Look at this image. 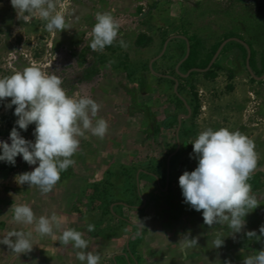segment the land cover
<instances>
[{
    "label": "rangeland",
    "instance_id": "1",
    "mask_svg": "<svg viewBox=\"0 0 264 264\" xmlns=\"http://www.w3.org/2000/svg\"><path fill=\"white\" fill-rule=\"evenodd\" d=\"M53 3L65 16L68 27L50 33L46 21L38 15L18 17L11 0H0V78L36 64L46 73L59 76L67 95L89 96L100 104L95 119L104 118L109 128L103 139L85 131L72 157L75 164L46 194L36 186L16 182L17 175L38 165L27 164L22 156H17L15 166L0 161V239L14 230L33 232L29 253L17 255L0 243V264H82L76 258L81 250L74 249L71 242L62 245L59 241L67 228L83 233L88 248L82 251L98 252L99 264H225L226 260L243 264L245 256L264 249V237L258 240L246 236L252 230L260 236L259 228L264 225V77L252 80L237 50L219 52L214 61L219 69L213 79L204 72L180 81L170 76L177 81L175 91V82L172 85L164 77L173 70L179 77L186 74L176 70L175 61L182 40L189 44L185 40L188 36L198 37L207 50L232 32L247 40L244 29L264 23L261 15L252 12L249 0ZM98 12H111L121 25L110 52H96L89 47ZM139 34H145L151 42L137 47ZM171 36L176 37L161 55L162 40ZM120 39L126 48L120 46ZM230 39L226 38V44ZM253 49L258 62L261 51ZM102 55L106 63L98 64ZM93 64L97 74L83 81V72ZM140 76L146 79L144 91L138 87ZM174 93L185 107L177 108ZM192 93L197 94L199 110L194 116L190 112L184 117ZM10 99L0 101V140L9 144L10 130L18 119L15 106L5 107ZM172 116L180 117L179 128L176 124L164 129L163 123ZM209 127L239 130L256 145L259 159L248 183L260 204L245 217L246 225L240 233L232 231L227 222L206 225L202 211L184 203L179 186L180 175L198 164L194 156L190 158L191 143ZM34 129L35 124H31L21 135L34 142ZM96 187L100 197L105 196L109 202L107 211L102 210L99 200H90ZM19 204H29L37 219L55 212L64 222L59 228L53 225V235L41 237L35 232V221L32 225L14 221L11 208ZM119 219L126 222L120 223ZM89 224L95 226L94 231L87 230ZM216 233L222 234L223 245L219 248L214 245ZM185 236L197 239V245L182 252L180 241ZM10 239L15 242L17 238Z\"/></svg>",
    "mask_w": 264,
    "mask_h": 264
},
{
    "label": "clouds",
    "instance_id": "2",
    "mask_svg": "<svg viewBox=\"0 0 264 264\" xmlns=\"http://www.w3.org/2000/svg\"><path fill=\"white\" fill-rule=\"evenodd\" d=\"M11 6L18 17L28 19L38 15L46 21L45 28L50 33L68 27L65 16L56 11L53 0H11ZM95 19L89 47L103 52L117 41L121 25L111 12H98ZM119 44L122 48L127 47L123 39ZM62 84L59 76L46 73L36 64L0 78V101L11 98L5 107L15 106L14 115L18 118L9 134L11 143L0 140V161L15 166L17 156H22L27 164L38 165L32 171L17 175L16 182L36 186L45 194L60 181L61 173L75 164L72 157L79 149V138L85 136V131L90 130L92 135L103 139L109 128L104 118L95 119L100 104L89 96L67 95ZM31 124H35L34 142L25 139L19 131H27ZM191 144L193 153L190 158L194 156L198 164L194 170H185L179 177L184 203L197 212L202 211L206 225L227 222L232 231L240 233L246 225L245 217L260 204L248 183L259 159L255 142L239 130H213L209 127L201 131ZM11 210L17 223L32 225L35 221V232L41 237L53 235V225L59 228L64 222L63 217L55 212L50 217L37 219L29 204L13 205ZM87 230L94 231L95 226L89 224ZM259 232L261 235L257 236L255 230L248 231L246 236L258 240L264 237V225L260 226ZM13 236L17 238L15 242L10 239ZM221 236V233L215 234L217 248L223 245ZM59 241L62 245L71 242L74 249L81 250L77 251L76 258L82 264L84 261L99 264L101 256L98 252L82 251L88 248L82 232L67 228L59 236ZM0 243L17 255L29 253L33 248V232L10 231ZM196 245L197 239L189 240L185 236L180 241V250L183 252ZM225 264H231V261L226 260ZM243 264H264V249L245 256Z\"/></svg>",
    "mask_w": 264,
    "mask_h": 264
},
{
    "label": "trees",
    "instance_id": "3",
    "mask_svg": "<svg viewBox=\"0 0 264 264\" xmlns=\"http://www.w3.org/2000/svg\"><path fill=\"white\" fill-rule=\"evenodd\" d=\"M250 3V8L252 10V12L255 15H261L264 18V0H249ZM244 34L247 38V40L245 41V43L248 45L249 49H250V58H249V66L251 69V79L254 80V78L252 77V75H255L256 77H259L263 74L264 72V56H263V51H264V23H258L256 25H250L248 27H246L244 29ZM185 36V35H184ZM229 37H235V38H239L240 40H243L242 37H239L237 35H235V32H232V34ZM229 37H224L220 42L215 43L210 50H207L204 46V44L198 39V37L196 36H188L187 37V41L189 42V54L187 56L186 59H184V61L181 62V64L179 65L178 68V72H182V73H187L190 70L193 69H206L209 62L211 61V59L213 58L215 52L217 51L219 45L226 40V38ZM151 42V39L146 36L145 34H139L136 38L135 44L137 47H145L146 45H148ZM165 42V40H162V45ZM183 46L180 47L179 49V58L175 61V64L179 63L181 60H183L185 53H186V44L185 41H183ZM253 47H257L260 49V54H259V61L255 62V50L253 49ZM112 50L111 46H107L104 51L105 52H110ZM229 50H237L239 52V54L242 57V60L244 62L245 65V60H246V49L244 48L243 45L236 43V42H229L228 44H226L223 48H222V52H226ZM98 60V64H105L106 63V59L105 56L102 55L100 56V58L97 59ZM218 64L216 62H213V64L210 66V68L204 72V75L208 78H215L216 77V70H218ZM98 72V68L96 66V64L91 65L89 68H87L83 74H82V80L83 81H89L93 76H95ZM194 74H199L198 71H191L188 74V78H190L191 76H193ZM168 76H174L178 81L183 80L182 77H179L178 74L176 75V71L173 70L171 71V74L169 73ZM168 80L172 85H174V81L170 80V79H166ZM138 87L141 91H144L146 89V79L144 76H140L139 78V83H138ZM228 90H231L232 87L228 86L227 87ZM178 90L179 87H178ZM174 98L176 99L177 102V108L179 107H185L184 103L182 102V100L180 98L177 97V94L174 93ZM187 107L189 108L191 114L194 116L197 114L198 110H199V102H198V97L196 93H192L189 101L187 102ZM187 111V109H185V112ZM151 117V116H150ZM168 123H163V127L164 129H171L173 128L176 124H177V116H172L167 118ZM19 130V129H18ZM11 131V130H10ZM20 132H23V130H19ZM66 177V173L62 172L61 173V179ZM95 192L93 193V195H91L90 200L94 201V200H99L100 205L102 207V210L107 211V208L109 206V202L107 201L106 197L103 196V198L100 197V193L98 188H94L93 189ZM104 195V194H103ZM120 223H124L126 221L119 219ZM100 233H98L97 235H99ZM104 238H108V235H102Z\"/></svg>",
    "mask_w": 264,
    "mask_h": 264
},
{
    "label": "water",
    "instance_id": "4",
    "mask_svg": "<svg viewBox=\"0 0 264 264\" xmlns=\"http://www.w3.org/2000/svg\"><path fill=\"white\" fill-rule=\"evenodd\" d=\"M173 37H176V36H173ZM173 37H170L167 41L164 42V45H163V48H162L161 55H162V53L164 52L167 43H168ZM182 38L185 39L184 37H182ZM185 40H186V42H187V39H185ZM228 41H229V40H224V41L222 42V44L218 47L217 51L215 52L213 58L211 59V61H210V63L208 64V66H207L206 69H203V70H201V69H193V70L188 71L185 75H180V76H181V77H186V76H188V74H189L191 71H198V72H205V71H207V70L210 68V66L213 64V62L215 61V59H216V57L218 56L219 52L222 50V48L224 47V45H225ZM230 41H236V42H238L239 44L243 45L244 48L246 49V53H247V55H246V60H245V66H246V69L248 70V72L251 74V69H250V66H249V58H250V54H251V52H250V49H249L248 45H247L246 43H244L243 41L237 39V38L230 39ZM186 44H187V46H186V54H185V58H184V59H186L187 56H188V54H189V44H188V43H186ZM263 56H264V51H263ZM184 59H183V60H184ZM183 60H181V61L177 64L176 70L178 69L179 65L181 64V62H182ZM159 76H162V75H159ZM252 76H253V75H252ZM164 77H168V78L172 79V80L175 82L174 90L176 91V88H177V81H176L174 78L170 77V76H164ZM263 77H264V75L261 76V77H259V78H256V77H253V78L259 80V79H261V78H263ZM186 108H187V115L184 116V117H188V115L190 114V110H189V108H188V107H186ZM177 124H178V128H179V125H180V117L177 118ZM178 128H177V129H178Z\"/></svg>",
    "mask_w": 264,
    "mask_h": 264
},
{
    "label": "flooded vegetation",
    "instance_id": "5",
    "mask_svg": "<svg viewBox=\"0 0 264 264\" xmlns=\"http://www.w3.org/2000/svg\"><path fill=\"white\" fill-rule=\"evenodd\" d=\"M232 38H235V37H232ZM237 39H239V38H237ZM240 40V39H239ZM241 41H243V40H241ZM232 42V41H231ZM233 42H236V41H233ZM244 42V41H243ZM236 43H238V42H236ZM245 43V42H244Z\"/></svg>",
    "mask_w": 264,
    "mask_h": 264
},
{
    "label": "crops",
    "instance_id": "6",
    "mask_svg": "<svg viewBox=\"0 0 264 264\" xmlns=\"http://www.w3.org/2000/svg\"><path fill=\"white\" fill-rule=\"evenodd\" d=\"M171 37H173V36H171ZM243 41L245 42L246 40L243 39ZM250 75H251V74H250ZM93 77H94V76H93Z\"/></svg>",
    "mask_w": 264,
    "mask_h": 264
}]
</instances>
